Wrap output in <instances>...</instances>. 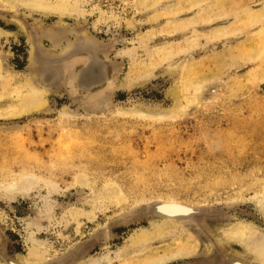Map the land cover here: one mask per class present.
I'll return each mask as SVG.
<instances>
[{"label": "rangeland", "instance_id": "rangeland-1", "mask_svg": "<svg viewBox=\"0 0 264 264\" xmlns=\"http://www.w3.org/2000/svg\"><path fill=\"white\" fill-rule=\"evenodd\" d=\"M82 39L110 81L75 90L67 58L44 85L32 46ZM161 202L204 214H146ZM233 225L264 237V0H0V264L30 247L39 264H264Z\"/></svg>", "mask_w": 264, "mask_h": 264}, {"label": "bare ground", "instance_id": "bare-ground-1", "mask_svg": "<svg viewBox=\"0 0 264 264\" xmlns=\"http://www.w3.org/2000/svg\"><path fill=\"white\" fill-rule=\"evenodd\" d=\"M45 10H47V12L49 13L57 14V17L59 18L71 12H75V11H69L64 6L57 7L53 10L46 8ZM83 38H86V37H83ZM96 44H94V41L91 42L88 39H82V41L80 42L78 41V43H72V41L71 42L69 41V43L66 45V47H64L65 49L62 50L61 53L60 52H58V54L53 53V55L45 54L46 53L45 51H44L45 53H40L37 47L35 48L34 46H32V48L30 47L31 48L30 61L33 60L35 61V63H37L36 68L37 67L39 68V69L37 68V72L39 71L38 74L40 73L38 77L40 80V76H41V82L44 85H46V83L47 85L52 84V82L56 78L55 76L57 75L56 71L58 73L61 71L56 65H54V63H59V62L64 63L65 60H67V58H70L69 59L70 61L71 59H73L72 71L74 69L75 64L81 63L80 65L81 69L78 70L79 71L78 73L75 72L74 78L72 77L71 78H72V81L74 79L73 85L75 86L74 88H76L75 90H78L84 93H89V92H92L93 89L95 90L96 88L102 87L103 85L107 84L110 81L108 80V71H107L106 63L104 61L105 59H101L100 57L101 50L97 47ZM82 53L86 54V57H82L80 55ZM69 79H70V75H69ZM96 94L98 95V93ZM24 105H25L24 113H27L29 110H32V108L35 109V107H32L33 106L32 100L25 101ZM23 185H30V181L27 179H23L20 188ZM10 187L12 188V190L17 188L14 185H10ZM150 209H151V212H153V214L159 216L161 219H165L166 221L167 220L174 221V220L191 219L197 213L195 208L188 207V206L176 203V202L154 203L150 206ZM74 214L76 213L74 212L72 216ZM170 228H171V225L169 223L162 221L160 222V224L155 225L153 227V230L150 232H148L147 230H142L138 232L135 236H133V239L130 241L129 246L138 248L142 245L149 243L150 241L161 239L170 232L169 231ZM247 229H248V232L246 233L240 229L239 225H233L228 230H225L224 237L226 241H230V242L238 241L240 244L244 245L247 251L252 253L258 260L264 263V237L259 239V237L258 238L256 237L257 232H255V230L251 228H247ZM247 234H250L251 237L248 238ZM223 253L224 252L222 251L221 256L223 258L220 261V262L223 261V264H247L245 260H244L245 263H242L240 261H237L236 259L235 260L231 259V257H233L232 255L225 256ZM179 256H182V255L175 254V255H172L170 258L172 259V258H176ZM3 258L7 264H18V262L15 263L13 262V260H10L5 256ZM41 258H42L41 251L37 249L36 247H30L28 249L27 257L25 258L24 262L28 264H39V262H41ZM163 261L164 259L154 260L147 264H159Z\"/></svg>", "mask_w": 264, "mask_h": 264}, {"label": "water", "instance_id": "water-1", "mask_svg": "<svg viewBox=\"0 0 264 264\" xmlns=\"http://www.w3.org/2000/svg\"><path fill=\"white\" fill-rule=\"evenodd\" d=\"M196 211H197V213L194 215V217H195L197 214H199V213L204 214V212H199L197 209H196ZM145 212H146V214L155 215V214H153V212H151L150 207H148V208L146 209ZM155 216H157V215H155ZM157 217H159V216H157ZM194 217H193V218H194ZM193 218H191V219H185V220H191V221H192ZM219 254H220V256H221L222 253L220 252ZM222 258H223V257L221 256V260H222ZM218 264H223V261H222V262H219Z\"/></svg>", "mask_w": 264, "mask_h": 264}]
</instances>
